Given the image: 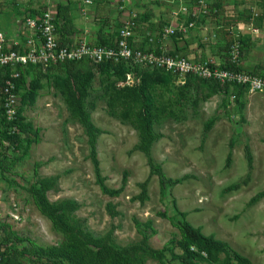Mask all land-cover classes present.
Instances as JSON below:
<instances>
[{"label":"rangeland","instance_id":"374dc122","mask_svg":"<svg viewBox=\"0 0 264 264\" xmlns=\"http://www.w3.org/2000/svg\"><path fill=\"white\" fill-rule=\"evenodd\" d=\"M4 3L10 5L0 6V31L10 41L12 31L22 36L32 11L18 0ZM49 5L38 11L50 10L55 20L61 19L62 7ZM7 41L5 48L16 47ZM89 67L82 63L23 71L27 83L37 80L40 86L37 103L27 106L19 98L18 105L39 143L22 157V149L0 135V239L12 232L21 239L13 245L29 251L64 242L28 193L38 178L57 177L56 187L47 193L49 201H75L74 217L94 236L110 235L118 248L142 245L155 252L179 238L176 207L203 234L228 243L251 264H264V102L259 107L252 96L264 92L239 97L229 85L219 84L213 92L198 79L182 81L158 72L164 82L152 85L149 93L160 113L147 155L137 149L136 128L120 117L123 108L110 105L113 87L127 86L117 77L96 76L85 109L100 131L95 147L104 185L120 190L109 196L96 181L85 130L71 117L61 94L68 72ZM161 179L177 184L161 188ZM164 254L162 260L141 255L138 264H178ZM29 259L18 261L27 264Z\"/></svg>","mask_w":264,"mask_h":264},{"label":"trees","instance_id":"16d2710c","mask_svg":"<svg viewBox=\"0 0 264 264\" xmlns=\"http://www.w3.org/2000/svg\"><path fill=\"white\" fill-rule=\"evenodd\" d=\"M178 36L179 33L176 32L170 37ZM111 43L112 41L109 43H98L97 45L108 46L112 45ZM60 44L64 45V43ZM20 46L13 47L12 50L17 51ZM159 53L157 52V54ZM169 54L175 55L173 53ZM82 63L89 64L90 67L80 72H68L63 81L61 94L65 97L71 117L85 130L88 138L89 157L98 185L104 194L115 196L120 193V190H110L104 185L95 147L96 138L100 131L93 125L90 115L85 109V99L88 96L89 89L94 86L96 76L108 75L123 80L126 66L123 62L92 65L86 61L66 63L59 66L70 67ZM34 68L38 69L40 67L29 65L23 70L17 68L20 74L15 81V91L20 101L27 106L35 104L40 86L37 80L27 83L23 71ZM51 68L53 67H49L48 70ZM220 68L232 69V66L226 62ZM158 72L162 73L163 71L153 70L151 73L149 70L137 71L140 76L139 84L132 88L128 86L123 88L113 87L114 95L110 103V105L116 103L123 108L120 117L123 120L130 121L136 128L139 134L137 149L147 155L152 143L156 140L152 127L160 113L149 93L152 85L164 82L161 76L157 74ZM0 73H2V76L0 75L1 87L5 79L10 76L11 69L9 67H0ZM191 79L197 80V78H187V80ZM198 80L207 83L209 88L213 89V92L219 88L220 82L216 80ZM225 86L227 87V84ZM231 87H233V92L239 97L247 93V88L243 86L233 85ZM238 96H236L237 100ZM30 129L31 125L24 121L20 109L14 121H7L0 105L1 139L9 142L12 146L21 148L22 157L28 155L32 144L39 143L36 133L33 136ZM251 160L252 156L248 154L247 161L249 165ZM57 180V177L38 178L28 188V193L38 211L51 222L57 232L62 234L64 242L57 246H32L30 251L25 249V247L17 249L18 247L16 248L12 242L18 243L21 239L10 232L0 239V247H4L0 252V264H24L18 261L21 256L30 258L27 264H138L142 260L141 255H150L162 260L165 257V251L178 264H251L248 258L234 251L228 243L216 239L213 235L203 234L201 228L190 224L186 220V215L178 211L176 207L175 212L180 217L175 223L180 235L179 238H171L162 250L155 252L142 245L118 248L113 244L110 235L96 237L74 217V213L77 210L75 201H49L47 193L56 187ZM160 182L161 188L166 185L177 184V180L165 181L161 179ZM147 226L149 227V223ZM175 249H178L180 253H175Z\"/></svg>","mask_w":264,"mask_h":264},{"label":"crops","instance_id":"0c3cea01","mask_svg":"<svg viewBox=\"0 0 264 264\" xmlns=\"http://www.w3.org/2000/svg\"><path fill=\"white\" fill-rule=\"evenodd\" d=\"M18 1L27 4L32 15L44 11H38L41 6L62 7L63 15L56 20V33L64 45L82 40L92 44L109 43L116 38L117 33H114L126 22V17L135 15L137 28L131 40L133 48L155 53L169 52L193 60L211 59L221 66L228 61L232 33L237 32L242 46L240 68L264 77V0H207L209 11L206 15L199 13L197 0H130L122 5L123 0ZM9 5L0 0V6ZM190 22L194 27L179 33L178 37L163 36V29L181 24L187 26ZM12 32L10 41L1 32L4 44L7 41L20 46L26 41L25 35L29 34L24 25L20 33L24 38ZM256 95L252 96L256 97L257 103L264 102V93ZM38 101L39 97L35 103Z\"/></svg>","mask_w":264,"mask_h":264},{"label":"built area","instance_id":"2783aa9c","mask_svg":"<svg viewBox=\"0 0 264 264\" xmlns=\"http://www.w3.org/2000/svg\"><path fill=\"white\" fill-rule=\"evenodd\" d=\"M130 0H123L127 4ZM85 3H89L86 1ZM199 13L206 15L209 11L207 0H197ZM183 11H187L185 8ZM196 16V15H194ZM136 16L133 15L118 30L112 45L103 46L82 40L76 44L61 45L56 33L54 13L50 10L25 17L24 26L29 34L19 50L4 47V35L0 32V67H9L10 76L0 87V105L7 121H14L19 111V96L15 91V81L19 78L17 68L23 70L27 66H38L43 70L58 67L66 63L86 61L92 65L102 63H121L126 66L123 83L134 87L140 82L137 71L160 70L179 77L182 81L187 78L216 80L229 86L239 85L247 88L249 93L264 92V78L246 72L240 68L242 46L237 32L232 33L233 39L229 47L228 63L232 69H221L213 60H193L169 52L141 51L131 45V40L137 28ZM194 23L187 26L163 29V36L184 33L193 28ZM1 252V249H0Z\"/></svg>","mask_w":264,"mask_h":264}]
</instances>
